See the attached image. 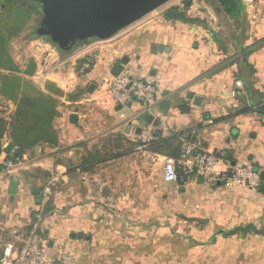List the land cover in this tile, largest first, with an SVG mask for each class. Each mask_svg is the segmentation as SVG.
Here are the masks:
<instances>
[{"label": "crops", "instance_id": "1", "mask_svg": "<svg viewBox=\"0 0 264 264\" xmlns=\"http://www.w3.org/2000/svg\"><path fill=\"white\" fill-rule=\"evenodd\" d=\"M243 1L247 6L243 23L252 21L254 35L264 38V0ZM155 20L150 13L115 37L93 43L90 53H80L82 45H76L65 54L52 43L36 46L39 41L31 40L20 63L12 56L18 72L9 75L8 68L1 70L0 118L11 121L23 96H45L39 98L54 102L58 115L53 120L56 144L40 142L25 151L22 165L9 171L6 150L0 154V258L6 241L32 229L41 188L55 172L59 182L41 235L57 260L69 257L72 264L243 261L249 245L244 252L243 240L229 239L224 230L242 225L264 229V191L225 182L209 184L194 174L184 183L165 184L162 168L169 155L150 148L160 138L179 135L197 152L228 150L232 163H250L262 173L264 114L259 110L264 107V41L250 60L254 70L250 82L242 71H235V76L221 68V57L210 47L188 45L203 36L199 25L163 17ZM139 24L143 25L129 31ZM243 44L237 41L239 47ZM227 54L223 51L224 57ZM125 55L130 57L132 76L163 79L152 112L136 103L119 106L106 90L104 80L112 74V64ZM88 59L92 62L85 68ZM133 60L142 64L136 68ZM196 97L201 100L196 102ZM164 101L168 104L163 109ZM146 129L151 139L144 135ZM115 134L127 141L123 152L97 164L93 172L82 171L85 151ZM2 141L5 149L11 138L6 134ZM145 143L147 147L139 149ZM12 180L17 183L14 194ZM209 241L212 246L203 245L204 250L194 246ZM233 244L234 253L229 246ZM250 246L251 264H264V233L252 238Z\"/></svg>", "mask_w": 264, "mask_h": 264}, {"label": "built area", "instance_id": "2", "mask_svg": "<svg viewBox=\"0 0 264 264\" xmlns=\"http://www.w3.org/2000/svg\"><path fill=\"white\" fill-rule=\"evenodd\" d=\"M93 43L83 44L80 53L91 52ZM92 60L88 59L83 66L89 67ZM106 90L119 106L139 104L148 112H152L159 101L160 90L163 85L161 78H138L130 74H111L105 80ZM241 86L243 81L239 79ZM233 93H236L234 90ZM144 135L150 138L146 129ZM148 141L150 142L151 140ZM145 139V142H148ZM148 142V143H149ZM139 147L145 149L147 144ZM182 154L179 160L166 156L162 168L163 181L166 184L178 181L177 166L182 165L188 174H194L209 184L220 182L240 184L250 189H260L263 181L261 171L250 163H232L230 160L214 152H197L195 146L186 137H181ZM18 146H14L7 154L5 165L7 171L23 164V156H18ZM224 167V168H223ZM59 173L55 172L46 181L40 192V201L36 209V221L32 229L5 242L0 264H72L71 258L55 259L50 252L48 242L41 235V226L48 213L50 199L59 182Z\"/></svg>", "mask_w": 264, "mask_h": 264}, {"label": "rangeland", "instance_id": "3", "mask_svg": "<svg viewBox=\"0 0 264 264\" xmlns=\"http://www.w3.org/2000/svg\"><path fill=\"white\" fill-rule=\"evenodd\" d=\"M254 2L255 0H253V3ZM186 3H189V6L187 8L185 7ZM244 5L245 7H247L245 2ZM173 7L180 8L186 13L189 18H196L203 21L202 23H189L191 25H199L200 33L203 34V36H201L202 38L194 36L197 38H195V42H191L189 44L187 43L189 46L196 47L197 49L210 47L211 50L215 51L217 55L221 57V60H219V62L222 63L221 68H227L228 70L233 71L235 76V71H242L241 75H245V78L247 77L250 82H253V78L251 77V75L254 70L252 64L250 63V60L253 59V52L257 51L259 46L263 44L262 42L264 41V38L260 39L259 37H257V35H254L255 31H253V28H251L252 21L248 20V23L245 24L243 23V17L241 16V13H235L234 10V13H227L225 7L219 2V0H171L163 7L152 12L154 13V18H156L155 21L158 22V20H161L162 17L164 18L165 12ZM13 16L14 18L12 24L10 25L8 30V32L10 33V38L8 40L7 49L11 60L13 59L12 56H15L17 61L20 63L29 52L28 46L30 45L29 42L31 40H34L35 42H37L38 40L40 42H38L36 46L42 45L41 43L48 42L52 43L58 48V46L49 38H44L40 35H38L37 37L35 36L41 21L40 8H38L36 5H33L29 2H22L16 7ZM179 23L182 24L184 22H178V24ZM142 25L143 24L136 25L129 31L136 30ZM186 33L187 35H189V30ZM237 41H243V46L239 47L237 45ZM151 49V51L154 52L153 46L151 47ZM9 51H11V53ZM223 51H227L228 54L226 55V57L223 56ZM141 64V62H134L133 60L134 67L138 68ZM7 65V73L9 75H13L18 72L14 69L15 67H12L11 62H8ZM24 65L26 64H23V66ZM130 72L131 71L126 69L123 73L130 74ZM12 79L15 78L12 77ZM78 94L79 91L75 93L73 97H78ZM63 96L64 95H62V97ZM87 96L88 94L85 95V97ZM235 228L245 229L232 235H228V233ZM235 228L224 230L227 233L226 237H228L229 239H232V237H238L237 241L239 243L240 240H243V243L245 245L244 252L246 250V245H249V248L247 249L248 253L245 252L243 261H229L222 264H251V240L258 234H262L264 232V229L263 227L257 228L254 225H242L241 227ZM253 234L256 235L253 236ZM209 243L210 241L197 242L194 246H199L197 249L204 250V248H206L207 246L202 247L203 245L212 246ZM229 246H232L231 251L234 253L237 246L235 244ZM210 249L214 251L218 248L210 247ZM209 264L221 263L213 262Z\"/></svg>", "mask_w": 264, "mask_h": 264}, {"label": "trees", "instance_id": "4", "mask_svg": "<svg viewBox=\"0 0 264 264\" xmlns=\"http://www.w3.org/2000/svg\"><path fill=\"white\" fill-rule=\"evenodd\" d=\"M22 2H29L40 8L38 3L30 0H0V73L3 68H7L8 62L12 63L7 50L8 40L10 38L8 30L14 18V11ZM219 2L225 7L227 13H232L234 10L235 13H241V16L245 20L246 15L243 0H219ZM188 6L189 3H186L185 7L187 8ZM164 18L184 23L203 22L200 19L189 18L186 13L178 7L167 10L164 14ZM38 35L39 34L36 32L35 36L37 37ZM61 51L65 54L70 53L63 49ZM39 97L45 96H23L18 102L11 121H7V119L2 117L0 118V154L3 150H6L8 154L14 146H18L20 150L17 154L18 156H22L25 151L35 147L40 142L50 145L57 143V134L53 126V120L58 115L55 103ZM246 110H250V108H246L245 111ZM259 111L264 114V107H260ZM6 134L10 136L11 143L3 149L2 140ZM124 142L127 143L126 139L120 134L101 139L93 148L85 151L81 161V170L93 172L97 164L111 159L115 155L118 156L123 152ZM114 148L116 150L115 152L113 150ZM150 148L159 153H167L169 156L179 160L182 154L181 137L179 135H173L167 139L160 138L154 141ZM227 151L228 150L222 152L223 154H217L223 155V157L232 162L233 159ZM177 173L178 181L181 183H184L188 177L192 176V174H188L185 171L182 165L177 166ZM48 176L49 175H46V177ZM244 229L245 228H235L230 231L228 235L243 231Z\"/></svg>", "mask_w": 264, "mask_h": 264}, {"label": "water", "instance_id": "5", "mask_svg": "<svg viewBox=\"0 0 264 264\" xmlns=\"http://www.w3.org/2000/svg\"><path fill=\"white\" fill-rule=\"evenodd\" d=\"M40 6L41 21L37 33L49 38L59 49L71 52L76 45L96 43L115 37L145 16L163 7L171 0H30ZM156 49V45H153ZM128 55L117 59L111 67L113 75L128 69ZM201 100L196 97L195 101ZM164 101L162 108L167 105ZM76 115L71 117L75 122ZM149 122L152 120L150 115ZM264 180V171L261 173ZM17 183L12 180L11 193ZM264 191V183L260 187ZM39 189L34 193L38 194Z\"/></svg>", "mask_w": 264, "mask_h": 264}]
</instances>
